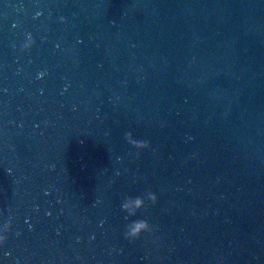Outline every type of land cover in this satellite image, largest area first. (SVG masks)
Segmentation results:
<instances>
[{
  "label": "water",
  "instance_id": "obj_1",
  "mask_svg": "<svg viewBox=\"0 0 264 264\" xmlns=\"http://www.w3.org/2000/svg\"><path fill=\"white\" fill-rule=\"evenodd\" d=\"M9 219L0 264H264V0H0Z\"/></svg>",
  "mask_w": 264,
  "mask_h": 264
},
{
  "label": "clouds",
  "instance_id": "obj_2",
  "mask_svg": "<svg viewBox=\"0 0 264 264\" xmlns=\"http://www.w3.org/2000/svg\"><path fill=\"white\" fill-rule=\"evenodd\" d=\"M40 75H43V73H41ZM156 199L157 197L153 192H147L144 196H128L122 201L121 208L127 212L128 216H134L137 210L145 206L146 200H150L152 203H155ZM10 227L11 219H9L2 227H0V241H3L5 239L3 233L8 231ZM152 231L153 228L148 224L147 221L133 220L130 223L126 224L124 238L131 241L139 238L140 235L144 232L151 233Z\"/></svg>",
  "mask_w": 264,
  "mask_h": 264
}]
</instances>
